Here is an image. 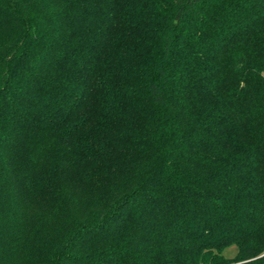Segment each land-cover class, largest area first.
I'll use <instances>...</instances> for the list:
<instances>
[{
	"label": "trees",
	"instance_id": "obj_1",
	"mask_svg": "<svg viewBox=\"0 0 264 264\" xmlns=\"http://www.w3.org/2000/svg\"><path fill=\"white\" fill-rule=\"evenodd\" d=\"M0 264H264V0H0Z\"/></svg>",
	"mask_w": 264,
	"mask_h": 264
},
{
	"label": "rangeland",
	"instance_id": "obj_2",
	"mask_svg": "<svg viewBox=\"0 0 264 264\" xmlns=\"http://www.w3.org/2000/svg\"><path fill=\"white\" fill-rule=\"evenodd\" d=\"M235 252V246L234 245H230L229 247H227L225 250H224V254L226 256H232Z\"/></svg>",
	"mask_w": 264,
	"mask_h": 264
}]
</instances>
